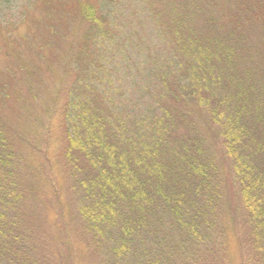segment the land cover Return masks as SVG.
I'll use <instances>...</instances> for the list:
<instances>
[{"label":"trees","instance_id":"obj_1","mask_svg":"<svg viewBox=\"0 0 264 264\" xmlns=\"http://www.w3.org/2000/svg\"><path fill=\"white\" fill-rule=\"evenodd\" d=\"M16 1L0 0V103L33 77L24 42L37 32L21 28L43 6L41 66L59 37L75 73L58 159L86 244L105 264H199L191 256L222 246L228 214L241 219V264H264V0H147L162 40L131 44L118 98L99 49L120 0H25L12 21ZM19 143L0 117V264H52Z\"/></svg>","mask_w":264,"mask_h":264},{"label":"rangeland","instance_id":"obj_2","mask_svg":"<svg viewBox=\"0 0 264 264\" xmlns=\"http://www.w3.org/2000/svg\"><path fill=\"white\" fill-rule=\"evenodd\" d=\"M162 1L157 0V3ZM24 2L25 0L14 2L9 16L12 21H16L15 14L21 10ZM68 2L73 3V0ZM108 5L112 8L114 41L106 52L99 49V56L109 59L111 80L115 86L111 93L118 98L117 90L128 87V80L124 81L122 77L131 44H139L140 49H143L161 42L162 37L156 21L150 15L147 0H120ZM45 13V7H37L35 13L29 15L28 24L21 28L24 34L37 32V36L32 40L24 42L29 51L30 64L27 69L32 71L33 77L24 76L20 83H13L11 96L0 103V117L20 139L19 148L27 159L22 168L23 174L25 172L29 189L36 191L29 197V204L33 203L34 206L31 210L32 217L35 216V222L39 218L50 222L42 237L49 246L52 264H105L101 254L103 251L96 252L85 242L88 238L82 232L74 211L75 197L67 189L69 181L58 159L64 129L62 126L65 101L69 97L75 73L70 62L71 57L66 54V43L59 37L58 47L54 49L56 56L51 58L48 64L41 66L34 45L42 41L41 35L45 32L47 23L44 20ZM60 29V32L64 33L62 35H71L73 30L69 25ZM78 32L80 30L76 31V37ZM55 39V36L50 37V42ZM141 54L136 53V58L142 63V74L146 75L147 58L140 57ZM100 78L105 80L103 74ZM132 93V98L137 95L135 90ZM59 187L61 190L58 194L56 192ZM233 199L230 195L229 203ZM26 212L29 213L27 210ZM32 217L30 216V219ZM237 221V224L233 223L228 214L224 216L221 224L226 227V231L222 237V246L212 245L210 252L201 251L191 256L190 260H199V264H241V219ZM214 254L215 257H212ZM174 263L179 264V259Z\"/></svg>","mask_w":264,"mask_h":264}]
</instances>
